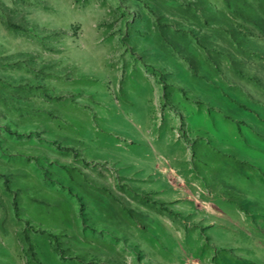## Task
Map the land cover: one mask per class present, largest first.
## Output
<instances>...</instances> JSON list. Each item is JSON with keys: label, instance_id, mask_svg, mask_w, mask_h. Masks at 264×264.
<instances>
[{"label": "rangeland", "instance_id": "374dc122", "mask_svg": "<svg viewBox=\"0 0 264 264\" xmlns=\"http://www.w3.org/2000/svg\"><path fill=\"white\" fill-rule=\"evenodd\" d=\"M0 264H264V0H0Z\"/></svg>", "mask_w": 264, "mask_h": 264}]
</instances>
